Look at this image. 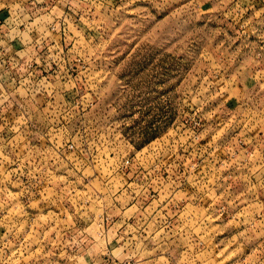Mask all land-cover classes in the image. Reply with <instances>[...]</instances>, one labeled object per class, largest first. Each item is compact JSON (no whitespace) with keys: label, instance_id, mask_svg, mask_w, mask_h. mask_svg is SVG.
<instances>
[{"label":"rangeland","instance_id":"374dc122","mask_svg":"<svg viewBox=\"0 0 264 264\" xmlns=\"http://www.w3.org/2000/svg\"><path fill=\"white\" fill-rule=\"evenodd\" d=\"M0 74V264H264V12L0 0Z\"/></svg>","mask_w":264,"mask_h":264},{"label":"crops","instance_id":"0c3cea01","mask_svg":"<svg viewBox=\"0 0 264 264\" xmlns=\"http://www.w3.org/2000/svg\"><path fill=\"white\" fill-rule=\"evenodd\" d=\"M236 3H238V11L241 12H251L255 15H260L261 13L264 12V0H236ZM261 18L258 19L256 18L253 23L256 24V26H259L258 23L261 22ZM261 27V26H260ZM260 30V28L258 29ZM259 141H261V143H264V133L261 134L260 136H258L257 138ZM194 186L192 187V193L189 194V199L192 198L193 200L198 198V201H201V198L204 200H207L206 198L209 199V203L205 204H211L212 203V192L211 190H213V186L217 185L216 183H213L211 176L207 175L206 178L203 180V183H193ZM219 184V183H218ZM263 187V186H262ZM197 190H200L201 193H197ZM240 193H238L237 195V199H239ZM211 201V202H210ZM194 202H196V200H194ZM251 202H254V204H257V201L255 198L252 197ZM254 209V208H252ZM264 209V201L262 203L261 206V211ZM260 211V212H261ZM256 210H253V219H255L256 221H262L264 220V214L261 215V219L260 218H255L254 215L256 214Z\"/></svg>","mask_w":264,"mask_h":264},{"label":"built area","instance_id":"2783aa9c","mask_svg":"<svg viewBox=\"0 0 264 264\" xmlns=\"http://www.w3.org/2000/svg\"><path fill=\"white\" fill-rule=\"evenodd\" d=\"M0 75H2V74H0ZM1 90V92L3 93L4 91H3V88H1L0 89ZM6 91V90H5ZM130 163V159H125L124 160V164H129ZM254 217L255 218H261V213H259V212H256V214L254 215ZM122 264H134L133 262H131V261H127V262H125V263H122Z\"/></svg>","mask_w":264,"mask_h":264}]
</instances>
